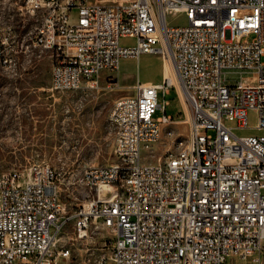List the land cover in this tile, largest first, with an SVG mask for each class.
Instances as JSON below:
<instances>
[{
    "label": "built area",
    "instance_id": "2783aa9c",
    "mask_svg": "<svg viewBox=\"0 0 264 264\" xmlns=\"http://www.w3.org/2000/svg\"><path fill=\"white\" fill-rule=\"evenodd\" d=\"M21 10L40 23L20 39L0 21L2 69L33 46L52 53V92L98 88L103 74L114 89L123 60L171 56L191 113H167L170 81L118 98L117 162L85 169V203L72 213L51 165L0 173V264H69L64 232L98 223L115 235L109 264H261L264 133L240 132L264 131V0H24ZM162 137L169 148L146 163L142 150Z\"/></svg>",
    "mask_w": 264,
    "mask_h": 264
},
{
    "label": "rangeland",
    "instance_id": "374dc122",
    "mask_svg": "<svg viewBox=\"0 0 264 264\" xmlns=\"http://www.w3.org/2000/svg\"><path fill=\"white\" fill-rule=\"evenodd\" d=\"M119 3L130 0H87ZM24 0H0V21L5 29L13 26L20 39L35 30L40 18L23 13ZM171 24H185L182 16H168ZM264 62V57L262 59ZM167 65V66H166ZM165 67L175 85L166 96L170 101L167 113L184 121L191 107L183 96L180 79L173 60L161 55H143L140 59H126L115 74L117 86L109 88L102 75L95 89L73 92H52L51 51L30 47L19 54L14 70L0 67V173L9 172L34 163H47L59 174V196L67 213H72L85 203L87 189L80 184L85 169L92 165H111L117 162L113 153L115 128L110 122L114 102L134 94L138 82L161 84ZM174 71L173 75L171 72ZM173 76V77H172ZM175 80V81H174ZM158 102H164L158 91ZM161 115L157 112L156 116ZM250 123L256 126L257 118L251 114ZM177 127L186 128V123ZM263 134L264 131H244L240 134ZM170 146L161 138L152 147L142 150L146 163L155 164ZM103 194L109 196L107 188ZM97 225V226H96ZM115 235L103 223L92 224L86 236L79 237L72 226L62 235L61 245L71 249L69 264H109ZM228 264H255L250 259ZM264 264V255L261 258Z\"/></svg>",
    "mask_w": 264,
    "mask_h": 264
},
{
    "label": "bare ground",
    "instance_id": "6f19581e",
    "mask_svg": "<svg viewBox=\"0 0 264 264\" xmlns=\"http://www.w3.org/2000/svg\"><path fill=\"white\" fill-rule=\"evenodd\" d=\"M6 29H11V27H7ZM168 57V56H167ZM169 59H172V57L170 56V57H168ZM173 60V59H172ZM173 65H174V63H173ZM16 66H17V62H16V57H8V71L9 70H14V69H16ZM167 66V65H166ZM170 68L168 67V69L165 67V70H164V75H165V78H164V80L165 81H170L171 83H173V79H174V77H173V79L171 78V76H170V70H169ZM176 71V70H175ZM173 75H175L174 74V71L173 72H171ZM177 73V72H176ZM177 76H178V74H177ZM179 77V76H178ZM175 81V80H174ZM180 83H181V81H180ZM160 85V84H159ZM181 90H182V92H183V96L185 97V98H187L186 97V93L184 92V90H183V88H182V84H181Z\"/></svg>",
    "mask_w": 264,
    "mask_h": 264
},
{
    "label": "crops",
    "instance_id": "0c3cea01",
    "mask_svg": "<svg viewBox=\"0 0 264 264\" xmlns=\"http://www.w3.org/2000/svg\"><path fill=\"white\" fill-rule=\"evenodd\" d=\"M4 29H5V27H4ZM163 79H164V77H163ZM51 80H52V75H51Z\"/></svg>",
    "mask_w": 264,
    "mask_h": 264
}]
</instances>
